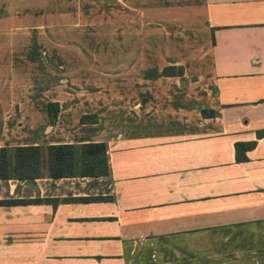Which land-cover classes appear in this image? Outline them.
I'll use <instances>...</instances> for the list:
<instances>
[{
	"label": "crops",
	"instance_id": "obj_1",
	"mask_svg": "<svg viewBox=\"0 0 264 264\" xmlns=\"http://www.w3.org/2000/svg\"><path fill=\"white\" fill-rule=\"evenodd\" d=\"M259 130L264 0H0V148L103 142L110 169L0 180L43 200L0 205V264H264Z\"/></svg>",
	"mask_w": 264,
	"mask_h": 264
},
{
	"label": "trees",
	"instance_id": "obj_2",
	"mask_svg": "<svg viewBox=\"0 0 264 264\" xmlns=\"http://www.w3.org/2000/svg\"><path fill=\"white\" fill-rule=\"evenodd\" d=\"M165 76H180L183 74L182 66L167 65L162 69ZM50 115H57V104L48 103ZM204 115L211 111L202 109ZM84 116L82 122H86ZM258 136H264V130L257 131ZM255 142H236L235 154L237 161L247 159L246 151L254 146ZM106 144H39L26 146H3L0 148V180H33L36 178H65V177H100L109 175L110 169ZM86 197L80 200L87 202ZM79 200V199H75ZM30 201L42 202V199L0 200V205L26 204ZM49 201V200H48Z\"/></svg>",
	"mask_w": 264,
	"mask_h": 264
},
{
	"label": "rangeland",
	"instance_id": "obj_3",
	"mask_svg": "<svg viewBox=\"0 0 264 264\" xmlns=\"http://www.w3.org/2000/svg\"><path fill=\"white\" fill-rule=\"evenodd\" d=\"M43 31L41 30V33H42ZM41 44H44V43H41ZM80 47H82L83 49H85L84 50V53H91V52H93L92 50H87L84 46H82V45H80ZM40 49H41V51H42V48H39V46H38V48H37V51H40Z\"/></svg>",
	"mask_w": 264,
	"mask_h": 264
}]
</instances>
